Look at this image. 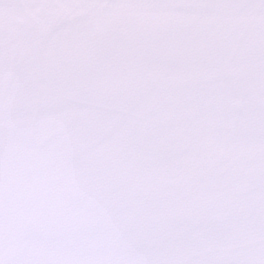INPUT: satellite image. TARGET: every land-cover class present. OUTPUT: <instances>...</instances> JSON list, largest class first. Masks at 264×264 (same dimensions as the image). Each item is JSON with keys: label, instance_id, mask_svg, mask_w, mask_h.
<instances>
[{"label": "snow or ice", "instance_id": "6c2138e0", "mask_svg": "<svg viewBox=\"0 0 264 264\" xmlns=\"http://www.w3.org/2000/svg\"><path fill=\"white\" fill-rule=\"evenodd\" d=\"M0 264H264V0H0Z\"/></svg>", "mask_w": 264, "mask_h": 264}]
</instances>
